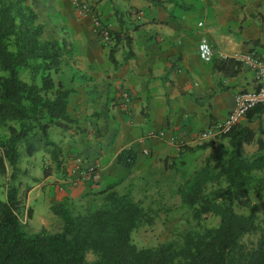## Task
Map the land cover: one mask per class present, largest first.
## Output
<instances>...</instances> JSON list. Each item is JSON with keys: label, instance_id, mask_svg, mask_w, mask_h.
Listing matches in <instances>:
<instances>
[{"label": "crops", "instance_id": "0c3cea01", "mask_svg": "<svg viewBox=\"0 0 264 264\" xmlns=\"http://www.w3.org/2000/svg\"><path fill=\"white\" fill-rule=\"evenodd\" d=\"M87 1L108 25L110 44L92 33L90 16L79 14L70 0H31L46 35L67 37L73 49L55 74L71 90L67 112L78 129L64 139L62 157L68 165L80 159L82 166L97 168L93 184L61 191L69 199L117 181L127 190L135 182L160 181L154 169L179 159L168 137L180 135L185 145L197 146L193 134L223 121L236 93L256 88L251 67L240 63L236 74L226 75L213 59L240 52L264 57V0ZM201 38L212 47L210 62L199 58ZM111 48L116 64L109 59ZM240 124L264 129V113ZM125 148L137 152L131 169L116 160Z\"/></svg>", "mask_w": 264, "mask_h": 264}, {"label": "trees", "instance_id": "16d2710c", "mask_svg": "<svg viewBox=\"0 0 264 264\" xmlns=\"http://www.w3.org/2000/svg\"><path fill=\"white\" fill-rule=\"evenodd\" d=\"M113 35L118 38L117 32ZM72 54L67 37L46 36L31 0H0V128L5 130L0 136V174L6 178V194L0 198V264H264V216L234 208L248 198L250 190L259 196L264 189V129L240 122L219 137L227 139L231 148L226 163L216 171L205 164L179 185L181 200L194 220L216 216V226L187 229L177 239L138 247L132 232L145 210L130 191L120 193L119 181L89 192L84 213L75 214L68 198L51 204L50 210L62 221L59 231H32L21 222L19 175L25 172L20 157L45 149L57 158L60 149L49 130L73 122L67 112L71 90L54 78ZM109 59L116 64L112 48ZM213 64L234 75L240 62L217 57ZM262 113L264 103H258L244 117L251 121ZM253 142L256 151L246 155L244 146ZM208 146L206 142L180 145L179 160ZM136 158V151L125 148L116 160L131 169ZM175 164L165 162L169 168ZM26 215L31 218L30 207ZM88 252L95 259L88 261Z\"/></svg>", "mask_w": 264, "mask_h": 264}, {"label": "rangeland", "instance_id": "374dc122", "mask_svg": "<svg viewBox=\"0 0 264 264\" xmlns=\"http://www.w3.org/2000/svg\"><path fill=\"white\" fill-rule=\"evenodd\" d=\"M49 132L50 138L56 142L60 149L57 158L52 157L49 151L42 149L31 156L23 154L19 159V166L25 173L19 175L22 184L19 190L21 206L18 216L21 222L32 231H38L42 228L48 232L60 230L62 221L59 216L53 214L50 205L68 198L62 195L61 191L68 188V186L63 185L62 180L68 177L71 166L76 161L71 160L72 163L68 165L70 160L68 157H62V147L63 144L68 142V140H64L66 137L69 135L76 136V133H78L77 127H73L72 123H69L67 128L64 129L51 127ZM4 135L5 130L0 128V136L3 137ZM206 143H208V147L186 155L183 162L178 159L173 167H167L166 165L171 164L168 163L162 166L164 169L155 168V177H158L157 171L160 170V181H154L151 178L149 181L147 180L148 185L143 184V182H135L132 183V185H135L130 188L131 190H127L130 186L121 184L120 193L132 192L133 198L145 210L144 218L132 232V241L136 246L155 247L165 240L179 238L178 233L187 229L202 230L205 227L217 225L218 218L216 216L203 219L200 222L194 220L191 210L182 202L179 192V185L184 178L190 177L199 167L206 164L213 171H216L220 165L226 163L231 150L227 139L216 138L208 140ZM244 150L246 155L254 153L256 143L245 145ZM73 167L75 168L76 164ZM76 175H78L77 172ZM254 175L260 176L261 173L254 172ZM58 179H61V182ZM144 186H148V190L143 192L142 188ZM209 188H212V186H209ZM88 193L76 199L68 198L75 214L86 211L85 202ZM5 194L6 178L0 174V198H4ZM29 207L32 209L31 218L26 215V210ZM234 208L239 213L246 215L253 213L263 217L264 189L259 196L254 194L253 190H250L248 198L243 202L235 203ZM86 258L88 261H92L95 259V254L88 252Z\"/></svg>", "mask_w": 264, "mask_h": 264}, {"label": "built area", "instance_id": "2783aa9c", "mask_svg": "<svg viewBox=\"0 0 264 264\" xmlns=\"http://www.w3.org/2000/svg\"><path fill=\"white\" fill-rule=\"evenodd\" d=\"M72 7L81 15H88L91 18V31L96 37H99L104 44H110L112 42V35L108 25L101 20L97 15L94 5L87 0H70ZM202 23L198 22L200 26ZM198 55L204 62H210L213 59V50L206 38H201L198 43ZM234 59L240 63L246 64L251 67L255 72L256 88L253 90H245L236 93L234 104L227 113L223 121L217 122L208 126L192 135L191 139L195 144H202L205 141L219 138L221 134L226 133L232 126L240 122L244 117L247 110L258 103H264V57L254 52H240L233 56ZM154 137H161L162 133H152ZM168 141L171 144L176 145L178 148L184 144L179 136H170ZM146 153L145 150H143ZM78 175L74 176L73 170L69 171V175L63 178L62 183L64 186H75L82 183L93 182L97 179V171H94L95 166H82L81 160L75 161Z\"/></svg>", "mask_w": 264, "mask_h": 264}]
</instances>
